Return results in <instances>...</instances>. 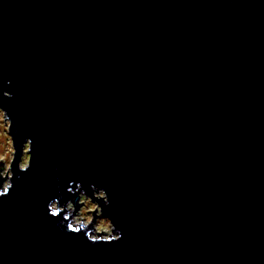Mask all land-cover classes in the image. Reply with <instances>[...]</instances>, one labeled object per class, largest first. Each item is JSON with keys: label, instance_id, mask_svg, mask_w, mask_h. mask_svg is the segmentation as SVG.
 <instances>
[{"label": "water", "instance_id": "obj_1", "mask_svg": "<svg viewBox=\"0 0 264 264\" xmlns=\"http://www.w3.org/2000/svg\"><path fill=\"white\" fill-rule=\"evenodd\" d=\"M0 110V264H264V0H0Z\"/></svg>", "mask_w": 264, "mask_h": 264}, {"label": "rangeland", "instance_id": "obj_2", "mask_svg": "<svg viewBox=\"0 0 264 264\" xmlns=\"http://www.w3.org/2000/svg\"><path fill=\"white\" fill-rule=\"evenodd\" d=\"M9 125L10 122L6 120L5 114L3 111L0 110V161L3 160L4 168L0 171V176H2L3 180V187L4 191L7 190V186L10 185V174H11V161L14 157V149L13 143L11 140L10 132H9ZM28 145L25 148V152L23 153V157L21 160V165L26 167L28 165L29 160V153ZM8 171V172H7ZM82 207L81 209L75 214L74 218V225L76 224H89L93 221L94 216L93 212H95L96 208L98 209V205L96 203L91 202L89 198L85 196L82 197L81 200ZM69 208L74 210V207L69 205ZM96 230L92 233L93 238H109V236L116 237V234H113V226H111L109 219L104 218L101 216L100 211L97 212V219L95 224Z\"/></svg>", "mask_w": 264, "mask_h": 264}]
</instances>
